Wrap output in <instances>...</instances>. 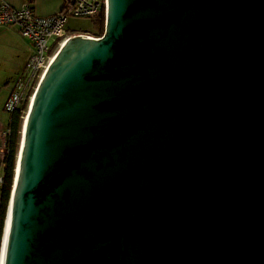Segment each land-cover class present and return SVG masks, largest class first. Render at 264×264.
Listing matches in <instances>:
<instances>
[{
	"label": "water",
	"instance_id": "1",
	"mask_svg": "<svg viewBox=\"0 0 264 264\" xmlns=\"http://www.w3.org/2000/svg\"><path fill=\"white\" fill-rule=\"evenodd\" d=\"M3 247V264H264V0H108L25 117Z\"/></svg>",
	"mask_w": 264,
	"mask_h": 264
},
{
	"label": "built area",
	"instance_id": "2",
	"mask_svg": "<svg viewBox=\"0 0 264 264\" xmlns=\"http://www.w3.org/2000/svg\"><path fill=\"white\" fill-rule=\"evenodd\" d=\"M107 12L108 0H68L62 10L49 16L37 14L30 2L20 8L7 2L1 3L0 25L18 26L21 35L30 42L33 50L12 86L4 106L5 112L11 114L21 110L27 115L37 89L56 54L69 38L76 35L67 30V23L71 18H99L103 15L106 18ZM9 135L8 126L0 127V140L5 148ZM4 155L5 152L3 157ZM3 183L4 167L0 173V188Z\"/></svg>",
	"mask_w": 264,
	"mask_h": 264
},
{
	"label": "crops",
	"instance_id": "3",
	"mask_svg": "<svg viewBox=\"0 0 264 264\" xmlns=\"http://www.w3.org/2000/svg\"><path fill=\"white\" fill-rule=\"evenodd\" d=\"M3 2H7L16 8L22 7L26 2H31L34 11L43 16L53 15L62 10L65 6V0H0V4ZM3 49H6V53H2L1 55L8 59L6 69L4 70L8 78L6 79L7 81L4 79V81L1 82V84L5 82L3 84L5 85V89L1 88L2 91L5 92V101L3 103L4 109L12 86L22 72L33 50L30 42L21 35L18 26L0 25V50ZM10 85L11 87L9 88ZM8 121L9 118L6 122L0 121V127H7ZM4 151V144L0 140V173L3 168L2 157Z\"/></svg>",
	"mask_w": 264,
	"mask_h": 264
},
{
	"label": "trees",
	"instance_id": "4",
	"mask_svg": "<svg viewBox=\"0 0 264 264\" xmlns=\"http://www.w3.org/2000/svg\"><path fill=\"white\" fill-rule=\"evenodd\" d=\"M67 1L68 0H65V5ZM96 19L98 21L97 29L93 30L89 34L99 37L102 36L105 32L106 18L103 15ZM67 30L69 31V28H67ZM24 117H25V113L21 110H16L13 113L9 114L8 128L10 129V135L8 136L6 142V152L2 159V163L4 167V183L0 188V192H1L0 249H1V242L3 237L4 224H5L8 207L11 200V194L14 186L15 168L19 154V149H20ZM0 264H1V259H0Z\"/></svg>",
	"mask_w": 264,
	"mask_h": 264
},
{
	"label": "rangeland",
	"instance_id": "5",
	"mask_svg": "<svg viewBox=\"0 0 264 264\" xmlns=\"http://www.w3.org/2000/svg\"><path fill=\"white\" fill-rule=\"evenodd\" d=\"M97 24L98 21L96 18H71L67 23V28H69L71 33L75 34L91 33L93 30L97 29ZM2 53H6V49L0 50V121L6 122L9 118V114L3 109L5 92L2 91V89H5V85H3L5 82L3 84H1V82L4 81V79L7 81L6 79L8 78L4 72L8 63V59L1 55ZM10 87L11 85L9 88ZM4 150V152H6V148Z\"/></svg>",
	"mask_w": 264,
	"mask_h": 264
},
{
	"label": "bare ground",
	"instance_id": "6",
	"mask_svg": "<svg viewBox=\"0 0 264 264\" xmlns=\"http://www.w3.org/2000/svg\"><path fill=\"white\" fill-rule=\"evenodd\" d=\"M26 117V116H25ZM25 117H24V122H25ZM8 227V226H7ZM7 229V228H6ZM4 241H6V235L4 237ZM5 247V246H4ZM4 247L2 249V254L0 255V259H1V264H3V257H4Z\"/></svg>",
	"mask_w": 264,
	"mask_h": 264
}]
</instances>
